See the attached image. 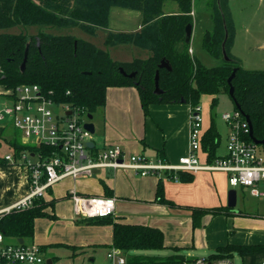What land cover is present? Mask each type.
<instances>
[{
  "label": "trees",
  "instance_id": "1",
  "mask_svg": "<svg viewBox=\"0 0 264 264\" xmlns=\"http://www.w3.org/2000/svg\"><path fill=\"white\" fill-rule=\"evenodd\" d=\"M168 2L176 3L179 11L167 12L165 7ZM192 5L193 0H0V84L8 91L24 84H38L57 102L68 103L72 108L87 114H93L106 105L109 87L134 85L138 88L143 109L148 113L152 104L189 103L195 107L201 104L203 95L213 96L214 108L218 95L229 93L228 79L236 69L232 79L234 99L251 119L255 138L264 140V71L245 69L232 57L230 47L234 38V22L230 11L228 13L224 8L226 4H222L220 9L217 1L212 5L213 29L206 30L202 46L212 56L222 57L223 61L208 66L200 57L191 54V42L186 41V26L193 22L190 14ZM113 6L140 10L144 26L137 32L111 34L108 43H132L148 48L152 51L148 58L115 60L107 49L71 34L58 35L43 30L36 34L7 31L14 26L72 25L94 34L98 27L107 26ZM226 29V50L230 60H225L222 52ZM28 45L26 65L22 70ZM163 59L169 61L171 69L160 67ZM157 72L159 86L163 90L161 94L155 92ZM131 73L135 75L130 76ZM234 99V110H239ZM244 138L252 141L249 132ZM9 143L15 150L16 158L23 152L38 149L15 135ZM220 143L221 134L213 116L203 140V148L208 152L210 162L221 157L218 154ZM258 147L264 148L263 145ZM0 163L10 162L0 158ZM178 174L180 181L188 182L194 178L192 172L180 171ZM101 184L105 196H114L112 188L104 179H101ZM49 193L52 194V189ZM57 200L54 196L36 197L31 206L5 213L0 219V229L13 239L33 238L37 219L57 218ZM156 200L174 205L165 197L161 180L157 186ZM190 209L194 227L201 224L206 214H218L225 210L222 207L199 206H190ZM82 220L93 225L112 224L113 246L122 251L127 264H184L197 259L181 253L184 247L168 246L163 230L157 226L123 222L113 215ZM41 247L45 250V246ZM165 249H172L175 253H145ZM263 250L264 245L228 243L219 246L206 258L232 259L235 254L245 256Z\"/></svg>",
  "mask_w": 264,
  "mask_h": 264
},
{
  "label": "crops",
  "instance_id": "2",
  "mask_svg": "<svg viewBox=\"0 0 264 264\" xmlns=\"http://www.w3.org/2000/svg\"><path fill=\"white\" fill-rule=\"evenodd\" d=\"M231 2L232 0L226 1L227 8L231 7ZM143 26V14L140 10L113 6L110 9L107 26L98 27L93 34L102 45H99L97 39L94 43L107 49L111 57L119 61H132L133 58L150 56L152 51L148 48L132 43L109 44L107 41L111 34L137 32ZM195 34L196 26L193 24L191 45ZM128 45L142 50L136 52ZM191 50L194 52L193 46ZM12 100L11 93L0 84V110ZM201 107L202 113L204 108ZM191 108L189 103L152 104L148 113H145L136 86L109 87L106 105L100 107L102 116L99 127L103 136L99 138V143L95 140V144L98 147L120 145L126 154L140 153L150 158L177 162L181 156L189 152ZM202 116L204 140L213 116L211 114L209 123H206L208 112ZM11 128H15L11 122L0 121V145L3 141L9 142L8 136L17 131L16 128L14 131ZM218 154L224 156L226 150L221 152L219 147ZM199 155L202 163L210 162L208 152L203 148V142ZM192 173L193 180L184 182L166 177L165 174L142 176L130 169H119L114 172L99 170L91 177L80 178L76 182L67 179L57 184L52 188V194L46 196L47 198L54 196L60 200L55 205L57 218L37 219L33 237L34 243L45 246L44 254L47 256L45 264H60L62 258L67 259L70 264H109L108 253L114 247L113 225L87 224L82 219L76 218L73 201L67 196L72 187H76L84 194L105 196L101 179L110 185L117 199L114 217L123 222L161 228L165 235V243L168 246L184 247L182 253L189 257L209 256L219 246L228 243L264 245L263 205L245 206L242 201V205L239 206L237 186L230 184L229 176L224 171L200 170ZM0 175L8 177L14 175L19 177V181L23 180V184H19L20 188L16 189L12 199L4 205L0 204L1 209L10 206L28 193L29 178L26 167L11 162L0 163ZM160 180L163 182L165 197L174 205L156 200V190ZM231 189L237 190V203L234 207L228 205ZM56 190H58L57 194ZM252 196L264 198L253 194ZM190 206L222 207L225 210L218 214H206L201 224L194 227ZM45 227L51 230V235L46 237L47 239L37 235V230ZM57 244H69L75 247ZM197 251L202 255L194 253ZM145 253L162 255L154 251ZM236 257H239L240 264H264V250L245 256L235 254L233 261Z\"/></svg>",
  "mask_w": 264,
  "mask_h": 264
},
{
  "label": "built area",
  "instance_id": "3",
  "mask_svg": "<svg viewBox=\"0 0 264 264\" xmlns=\"http://www.w3.org/2000/svg\"><path fill=\"white\" fill-rule=\"evenodd\" d=\"M192 52V50H191ZM13 100L0 110V121H9L18 129L24 142L37 146V151L23 152L16 158L7 154L13 163L25 165L28 170L29 191L15 203L0 209V219L15 209L31 206L36 197H46L49 190L67 179L74 182L88 178L99 170L130 169L142 176L161 175L179 180L180 171H224L233 186L248 187L255 196H264V149L244 136L250 125L240 110L226 112L223 118L230 126L227 151L212 162L202 163L200 151L203 142L202 107L190 112L189 152L177 162L163 158H150L144 154H126L120 145L98 147L93 133L85 127L88 114L59 103L48 96L38 84H24L9 91ZM92 142L93 146H89ZM74 204L75 217L86 219L114 215L115 196L88 195L76 187L69 191ZM0 229V264H45L41 245L8 241ZM12 239V238H11ZM109 264H127L122 251L113 247L108 253ZM184 264H234L231 258L209 260L198 257Z\"/></svg>",
  "mask_w": 264,
  "mask_h": 264
},
{
  "label": "rangeland",
  "instance_id": "4",
  "mask_svg": "<svg viewBox=\"0 0 264 264\" xmlns=\"http://www.w3.org/2000/svg\"><path fill=\"white\" fill-rule=\"evenodd\" d=\"M217 0H195V6L192 7L191 17L193 20V24L196 26V34L192 40V45H190V53L196 55L201 58V60L208 66H213L220 64L223 59L222 57H214L212 56L206 49L203 48V36L208 29H213V4ZM227 0H221V5L225 4ZM223 2V3H222ZM226 12L231 13V18L233 19L234 25V38L233 43L230 47V53L232 57L237 59L241 66L248 70H263L264 71V0H232L231 7L226 8L224 6ZM165 10L167 12H177L179 11L178 6L176 3L168 2ZM40 30L46 31L52 34H71L75 35L79 38H83L92 42L100 43L98 38H95L92 33L85 30L80 26H72V25H65V26H36L31 25L27 27L22 26H14L7 29L8 32L12 33H29V34H36ZM194 44V45H193ZM99 45H102L101 43ZM129 48H134L137 52L139 49L138 47H134L132 45H128ZM191 46H193L194 52H191ZM101 47V46H99ZM132 57V56H130ZM149 56H145L142 58H148ZM134 59V58H133ZM127 61V60H125ZM130 61V60H129ZM213 96L211 95H204L202 96L201 106H203L204 111L202 114L204 115L205 112H208V116L206 117V123H209L211 120V114L216 119L217 127L221 133V152L227 151V134L230 132V126L227 121L223 118V114L226 112H233L235 109L234 101L229 93H220L218 95V101L216 106L212 109L211 102ZM211 113V114H209ZM102 113L101 109L98 108L96 112H94V118L91 120L96 125V132L94 135V140L99 143V138L103 135L100 134V127H99V120L101 119ZM89 120V118H88ZM90 121V120H89ZM15 129V128H14ZM13 128L11 130L14 131ZM17 130V129H16ZM14 135L20 139H22L21 133L17 130V133L11 134L8 136V140L12 139ZM14 148L9 144L7 141H3L0 145V158H5L7 154H14ZM21 165V164H19ZM23 166V165H21ZM23 169V174H24ZM22 174V176H23ZM19 177L13 176H3L0 175V204L4 205L9 200H11L14 193L17 191V188H20V183L23 184V180L19 181ZM16 186V187H15ZM231 187V186H230ZM239 191V206L242 205V201H244L245 206H254L256 204H262L264 207V198L262 197H254L251 194L250 188L248 187H241L237 186ZM58 190H56V194ZM60 201V200H57ZM64 206L66 203H63ZM67 206V205H66ZM37 235L41 238L50 237L51 230L47 229H38ZM37 238V237H36ZM8 241L15 242L12 238L8 239ZM27 244H32L35 242L34 238H27ZM155 253L162 254V255H172L175 253L172 249L166 250H157L154 251ZM182 253V251H181ZM195 254L202 255L201 252L197 251L194 252ZM46 256V255H45ZM207 257V256H200V258ZM47 258V256H46ZM72 260V259H71ZM76 261H78L76 259ZM60 264H70V262L62 258ZM234 264H240L239 257H236Z\"/></svg>",
  "mask_w": 264,
  "mask_h": 264
},
{
  "label": "water",
  "instance_id": "5",
  "mask_svg": "<svg viewBox=\"0 0 264 264\" xmlns=\"http://www.w3.org/2000/svg\"><path fill=\"white\" fill-rule=\"evenodd\" d=\"M217 3H218L219 8L221 9V0H217ZM192 32H193V24H192V23H189V24H187V26H186V41H187V42H191ZM227 38H228V31H227V29H226L225 39H224V41H223V43H222V52H223L224 59H225V60H230V57L228 56V54H227V50H226V41H227ZM28 47H29V45L27 46V49H26L25 60H24V62H23V64H22V66H21V69H22V70H24L25 65H26V59H27V55H28ZM160 67H166V68L171 69V65H170L169 61H167V60H165V59H163V60L161 61V63H160ZM122 72H124V71L122 70ZM235 73H236V69L233 70V73L231 74V76H230L229 79H228V82H229V84H230L229 94H230V96H231L233 99L235 98V96H234V86H233V84H232V79H233V77L235 76ZM133 75H135V73H131V74H130V76H133ZM155 92H156L157 94H161V93L163 92V90H162V89L160 88V86H159V73H158V72H157V74H156V89H155ZM234 100H235V99H234ZM235 103H236L237 108L242 112L243 115H245L244 112L242 111L240 105L237 103L236 100H235ZM245 117H246V119H247V121L249 122V125H250V136H251V138H252V141H253L255 144H257V145H263V146H264V140L257 139V138H255V136L253 135V128H252L251 119L249 118L248 115H245ZM88 118H89L90 121H88V122L85 123V127H86L87 129H89V130L94 134L96 128H95V124L91 121V120L93 119V114H91V113L88 114ZM89 146H93V143L90 142V143H89ZM236 203H237V190H236V189H231V190L229 191L228 205H229L230 207H234V206L236 205ZM18 241H19L21 244H23V243L25 242V239L22 238V237H20V238L18 239ZM49 263H51V262H49Z\"/></svg>",
  "mask_w": 264,
  "mask_h": 264
}]
</instances>
